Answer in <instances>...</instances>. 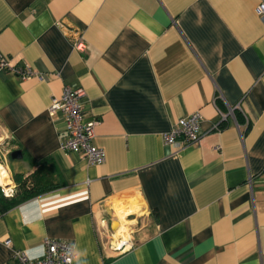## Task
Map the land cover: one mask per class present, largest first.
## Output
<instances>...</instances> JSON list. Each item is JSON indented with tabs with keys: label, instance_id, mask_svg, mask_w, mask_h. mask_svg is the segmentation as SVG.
Listing matches in <instances>:
<instances>
[{
	"label": "crops",
	"instance_id": "0c3cea01",
	"mask_svg": "<svg viewBox=\"0 0 264 264\" xmlns=\"http://www.w3.org/2000/svg\"><path fill=\"white\" fill-rule=\"evenodd\" d=\"M261 2L0 0V61L35 73L0 70V140L22 152L14 174L43 161L61 183L0 203V264L41 257L48 238L72 242L71 264H264ZM63 87L83 91L84 122L99 120L102 163L60 150L64 114L48 107ZM194 112L199 142L165 144ZM117 205L135 209L123 252L106 241Z\"/></svg>",
	"mask_w": 264,
	"mask_h": 264
},
{
	"label": "built area",
	"instance_id": "2783aa9c",
	"mask_svg": "<svg viewBox=\"0 0 264 264\" xmlns=\"http://www.w3.org/2000/svg\"><path fill=\"white\" fill-rule=\"evenodd\" d=\"M256 14L264 22V3L256 6ZM73 47L82 51L84 43L80 35L72 38ZM0 70L8 71L19 75L25 79L34 75V71L28 66L16 68L8 64L7 58L0 61ZM82 90H72L63 87L59 96L52 97L48 112L54 115L61 111L64 114L66 137L60 142V150L63 152L80 153L89 163L99 164L105 160L104 150L94 144V129L99 120L93 118L83 121V109L80 104ZM201 115L194 112L186 117H182L174 123L170 131L163 135L165 144L173 145L176 148H183L187 145L197 144L202 136L200 131ZM264 172V169H263ZM8 183H0V191L5 198H12L16 192V183L7 176ZM121 228L114 233H109L106 237L108 247L114 252H123L132 247L133 241L129 236H116ZM112 234V235H111ZM117 237V238H116ZM75 257L72 242L66 239H46L44 241V253L41 257L31 258L23 250H15L12 255V264H71Z\"/></svg>",
	"mask_w": 264,
	"mask_h": 264
},
{
	"label": "trees",
	"instance_id": "16d2710c",
	"mask_svg": "<svg viewBox=\"0 0 264 264\" xmlns=\"http://www.w3.org/2000/svg\"><path fill=\"white\" fill-rule=\"evenodd\" d=\"M34 163L37 169L30 177L23 178L20 174H14L13 178L19 187L17 189L16 185V192L12 198H5L0 194V203L4 209L61 186L60 182L50 180L52 174L45 169L43 161Z\"/></svg>",
	"mask_w": 264,
	"mask_h": 264
},
{
	"label": "rangeland",
	"instance_id": "374dc122",
	"mask_svg": "<svg viewBox=\"0 0 264 264\" xmlns=\"http://www.w3.org/2000/svg\"><path fill=\"white\" fill-rule=\"evenodd\" d=\"M10 149H11V144H10L9 140L5 139V138H2L0 140V164H2L7 169L8 177L13 179V181L16 183L17 189H18L19 186H18L17 182L13 178L14 170L10 167V162H9V158H8V152L10 151ZM128 210L135 211L134 208H125L124 206H120V205L119 206L117 205L115 207V209H114L115 216L120 218V220L122 221L121 231L116 234L117 237L120 236V235H122L124 237L128 236V232L130 231L129 230V222H127L125 220L126 219V215H127L125 213Z\"/></svg>",
	"mask_w": 264,
	"mask_h": 264
},
{
	"label": "water",
	"instance_id": "95a60500",
	"mask_svg": "<svg viewBox=\"0 0 264 264\" xmlns=\"http://www.w3.org/2000/svg\"><path fill=\"white\" fill-rule=\"evenodd\" d=\"M8 157L10 160H20L22 159V152L19 149H14L11 152H9Z\"/></svg>",
	"mask_w": 264,
	"mask_h": 264
},
{
	"label": "bare ground",
	"instance_id": "6f19581e",
	"mask_svg": "<svg viewBox=\"0 0 264 264\" xmlns=\"http://www.w3.org/2000/svg\"><path fill=\"white\" fill-rule=\"evenodd\" d=\"M7 170V169H6ZM4 169V167L0 164V183H8L7 181V171Z\"/></svg>",
	"mask_w": 264,
	"mask_h": 264
}]
</instances>
